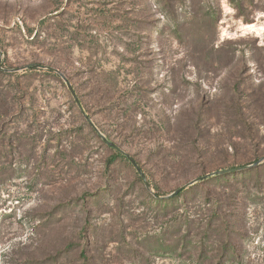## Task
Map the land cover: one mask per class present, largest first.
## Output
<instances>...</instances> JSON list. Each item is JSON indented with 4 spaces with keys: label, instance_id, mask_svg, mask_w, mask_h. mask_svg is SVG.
<instances>
[{
    "label": "rangeland",
    "instance_id": "rangeland-1",
    "mask_svg": "<svg viewBox=\"0 0 264 264\" xmlns=\"http://www.w3.org/2000/svg\"><path fill=\"white\" fill-rule=\"evenodd\" d=\"M0 264H264V0H0Z\"/></svg>",
    "mask_w": 264,
    "mask_h": 264
},
{
    "label": "water",
    "instance_id": "water-1",
    "mask_svg": "<svg viewBox=\"0 0 264 264\" xmlns=\"http://www.w3.org/2000/svg\"><path fill=\"white\" fill-rule=\"evenodd\" d=\"M38 67H40V66H38ZM54 71L57 72V73H60V72L57 71V70H54ZM62 78L65 80V82H66V84H67V86H68V88H69V90H70L72 96L74 97V99H75V101H76V103H77V106L79 107V109L81 110V112L85 115V112H84V110H83V108H82V106H81L80 100H79V98H78V96H77V94H76L74 88L72 87V85L70 84V82L68 81V79H67L64 75H62ZM87 119H88V118H87ZM93 127H95V126L93 125ZM103 139H104L105 141H107V139H106L105 137H103ZM110 145L113 146L114 148L118 149V148L116 147V145H114V144H112V143H110ZM132 162H133V161H132ZM133 163H134V162H133ZM134 164H135V163H134ZM135 165H136V164H135ZM135 167H137V166H135ZM243 169H244V168H243ZM243 169L225 170V171H220V172H218V173H216V174H217V175H224V174L232 173V172H235V171H240V170H243ZM137 170H138L139 173H141L139 168H137ZM141 175H142V174H141ZM142 178H143V180L145 181V178H144L143 176H142ZM197 181H198V180L192 182L191 184H195ZM191 184H190V185H191ZM186 187H187V186H186ZM180 191H181V189L178 190L175 194L179 193ZM175 194H174V195H175Z\"/></svg>",
    "mask_w": 264,
    "mask_h": 264
},
{
    "label": "trees",
    "instance_id": "trees-1",
    "mask_svg": "<svg viewBox=\"0 0 264 264\" xmlns=\"http://www.w3.org/2000/svg\"><path fill=\"white\" fill-rule=\"evenodd\" d=\"M34 70V68H31L30 69V71H33ZM49 73H51V74H53V75H56L53 71H49ZM56 77H58L57 75H56ZM105 84H107V85H109V88H112L114 85H111L110 83H108V82H106ZM74 88V87H73ZM75 90V89H74ZM75 92H76V90H75ZM76 94H77V92H76ZM78 96V95H77ZM79 98V97H78ZM79 100H80V98H79ZM80 103H81V106H82V108H83V110H84V112H85V109H84V106H83V104H82V101L80 100ZM77 104V103H76ZM86 113V112H85ZM103 143H108V144H110V141L107 139V141L105 142L104 140L102 141ZM110 148H112V147H110ZM113 150H115L116 151V155L112 158V161H111V164H114V163H116L119 159H126L128 156H125L120 150H117V149H115V148H112ZM134 164V163H133ZM135 166H137L138 167V165H135ZM226 174H224V175H221V176H216L218 179H226L227 177L225 176Z\"/></svg>",
    "mask_w": 264,
    "mask_h": 264
}]
</instances>
